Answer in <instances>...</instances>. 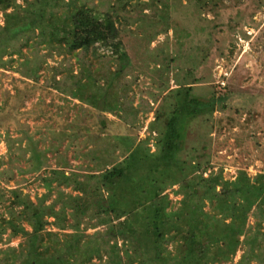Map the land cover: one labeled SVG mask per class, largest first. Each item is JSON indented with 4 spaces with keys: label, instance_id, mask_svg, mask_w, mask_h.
<instances>
[{
    "label": "trees",
    "instance_id": "1",
    "mask_svg": "<svg viewBox=\"0 0 264 264\" xmlns=\"http://www.w3.org/2000/svg\"><path fill=\"white\" fill-rule=\"evenodd\" d=\"M21 1L0 0L4 17L0 68L14 67L35 81L47 69L53 71L50 81L61 80L58 73L67 75L64 78L70 76L68 95L84 103L93 97L96 102L87 104L97 108L98 114L112 112L120 118L116 124L110 119L100 120V126L122 144L118 145L125 155L117 160L108 153H94L91 170L83 174L68 173L65 166L52 168L50 175L42 176L46 192L36 201L12 190L13 206L9 217L0 223V241L8 228L10 236L22 240L18 245L0 246V264H225L241 247L243 254L236 264H252L264 257V174L252 178L246 170H239L234 179H226L223 170H211L205 175L207 169L184 154L191 123L224 110L231 93L215 91L207 99L193 93V86L201 82L194 73L209 57L216 26L207 31L212 27L202 24L191 31L178 24L172 12L176 6L186 9V15H190L191 7L199 16L207 10L215 13L224 0H176L171 4L164 0L137 1L144 15H148L145 6H155L151 21L144 20L139 26L149 61L153 60L155 69L160 68L167 76L172 64L176 69L172 78L176 86L163 83L164 102L154 110V120L148 127L155 135L154 148L150 138L135 143L130 137H120L124 127L135 122L138 112L145 108L141 109L143 104L131 106L137 113L133 118L127 115L130 85L119 79L125 78L124 69L132 61L123 29H131L128 26L135 17L142 19L135 9L125 8L133 0H99L96 4ZM124 8L130 17L122 16L126 22L119 24L118 16ZM162 9L170 13L162 16ZM147 21L149 27L143 28ZM159 24L163 27L156 29ZM170 29L174 32V48L170 50L169 43L154 48L164 52L161 61L159 53L150 52V44L160 32L169 34ZM202 30L205 40L200 42ZM193 33L198 43L184 48ZM44 48L48 55L53 50L74 57L75 70L73 65L68 68L47 63L48 58L41 53ZM81 52L85 56L91 53L92 64L83 61L86 57ZM178 59L183 64L175 63ZM94 60H100L96 67ZM111 64L115 68L111 69ZM54 86L60 89L58 82ZM21 93L18 90L14 96ZM15 102L0 97L1 121L7 117L9 123H18L21 112ZM3 126L0 122V128ZM36 158L40 160L41 155L37 153ZM175 185L179 186L175 192L182 194L177 206L167 192ZM54 189L56 200L47 203ZM57 201L61 202L58 207ZM16 206L20 207L18 211ZM250 217L253 224H249ZM49 224L60 230L48 229ZM67 228L71 231H62ZM89 229L94 231L89 233Z\"/></svg>",
    "mask_w": 264,
    "mask_h": 264
},
{
    "label": "rangeland",
    "instance_id": "2",
    "mask_svg": "<svg viewBox=\"0 0 264 264\" xmlns=\"http://www.w3.org/2000/svg\"><path fill=\"white\" fill-rule=\"evenodd\" d=\"M78 1L80 3L94 1L95 4L99 2ZM137 1L133 0L125 6L128 11L135 9L142 19L135 17L128 26L131 29H123V40L132 61L124 69L125 78L119 79L130 85L126 99L130 108L127 109V115L133 118L137 113L131 106L143 104L141 109L145 108L138 112L135 122L129 123L123 131L121 130L123 133L120 137L125 139L130 137L135 143L150 138V145L154 148L155 135L148 127L154 120V110L164 102L163 97L166 93L164 94L161 88L163 83H168L170 87L176 86L172 79L176 69L172 64L167 76L160 68L155 69L151 63L153 60L149 61V52L142 41L144 33L139 26L144 20L151 21L150 16L155 14L153 9L155 6H145L144 11L148 15H144L140 11L141 8H137ZM164 1H170V4L176 2ZM182 2L186 3L187 0ZM125 8L120 10L119 24L126 22L122 16L128 19L130 17ZM188 11L190 15H186V9L175 6L172 12L175 21L188 30L195 31L197 27L204 25L212 27L207 29L211 31L216 26L212 31L209 57H205L203 65L194 73L201 82L193 86V93L204 99L209 98L215 91L229 90L231 95L224 110L218 109L212 116H202L191 123L188 149L184 154L192 157L195 162L199 161L202 169H207L205 175L211 170L215 172L223 170L226 179H234L239 170H246L255 178L258 174H264V0H224L219 3L215 13L207 10L200 16L195 7L188 8ZM167 13L170 12L160 10L162 16ZM113 14L115 15L114 12ZM148 21L142 25L143 28L149 27ZM3 24L4 17L0 11V26ZM160 25H157L156 29L163 27ZM204 33L202 30L200 42L205 40ZM186 40L184 48L198 43L195 34ZM166 43L170 44V50L174 48L173 29L169 30V34L160 32L150 44V52L152 50L153 53H159L154 48L158 45L162 48ZM42 52L46 56L44 59L48 58L47 63L68 68L73 65L75 70L74 57L58 54L53 50L52 54L48 55L45 48L41 49ZM80 54L85 56L84 52ZM159 54L162 61L164 52ZM85 57L83 61L92 64L91 53H87ZM99 61L94 60L93 66L99 65ZM183 62L180 59L175 61L179 65ZM18 66L21 68V65ZM110 68H115L114 64H111ZM181 72L184 74V71ZM52 73V70L47 69L35 81L22 76L14 67L0 68V97L3 95L9 100H16L15 103L19 105L21 112L18 123H9L7 117L3 121L0 120L4 125L0 128V223L9 217V211L13 206L14 195L11 191L17 190L20 194H28L36 201L46 192L42 176L50 175L52 168L65 166L68 173L83 174L91 170L94 153L99 155L108 153L116 156L117 160L125 155L122 152L124 148L121 149L118 145L122 144L120 142L117 144L114 135L103 131L100 126V120L110 119L116 124L120 118L112 112L101 114L99 111L98 114L97 108L87 104H93L96 99L87 98L88 94L85 91L87 103L71 97L66 92L71 87L72 78L70 76L64 78L67 75L58 73L57 79L61 80L50 81ZM55 82H58L59 90L54 86ZM18 90L22 91L21 96L19 94L15 97ZM154 96L158 97L157 101L154 100ZM100 108L102 103L99 110ZM113 148H116L114 154ZM37 153L41 155L40 160L36 158ZM178 187L175 185L167 190L175 206L182 198V194L175 192ZM60 188L66 192L70 191L64 187ZM56 195L58 193L54 189L47 203L56 200ZM57 203L58 207L61 202ZM19 208L16 206L15 210L18 211ZM49 220L53 221V218L50 217ZM253 223L254 218L250 217L249 224ZM48 229L60 230L51 224L48 225ZM62 231L67 232L71 229ZM93 231L94 229H89L87 232ZM9 232L8 228L3 233L0 246L18 245L22 240L19 236H10ZM242 254L241 247L233 259L225 264H236ZM260 263L264 264V257L252 262Z\"/></svg>",
    "mask_w": 264,
    "mask_h": 264
}]
</instances>
